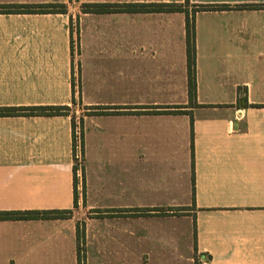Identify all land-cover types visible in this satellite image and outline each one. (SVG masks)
<instances>
[{
    "label": "crops",
    "instance_id": "0c3cea01",
    "mask_svg": "<svg viewBox=\"0 0 264 264\" xmlns=\"http://www.w3.org/2000/svg\"><path fill=\"white\" fill-rule=\"evenodd\" d=\"M184 2L0 0L67 7L0 13V214H62L0 220V264H79V225L82 264H264V0H189L228 7L196 12L193 103L186 15L133 10ZM40 107L71 111L2 113Z\"/></svg>",
    "mask_w": 264,
    "mask_h": 264
},
{
    "label": "trees",
    "instance_id": "16d2710c",
    "mask_svg": "<svg viewBox=\"0 0 264 264\" xmlns=\"http://www.w3.org/2000/svg\"><path fill=\"white\" fill-rule=\"evenodd\" d=\"M87 7L92 9V12L105 11V8H110L112 6H102V5H88ZM191 4L189 0H185L183 4H135L133 5V10L135 13H175L180 12L186 15V53H187V68H188V89H189V100L190 103L195 102L196 99V88H197V45H196V12L202 10L210 9H223L228 8L227 6H192V12L189 11ZM246 8H261L263 5H249ZM0 13L10 14V13H54V14H66L67 7L65 5H50V6H0ZM247 100V99H246ZM3 114H43V115H70L71 109L69 107H40V108H27L18 110H3ZM94 113L87 112L85 115L90 116ZM72 127H73V146H74V172L75 176L77 171L81 168L84 173V167L81 166V162H84V116L76 118L72 116ZM79 131L80 139V154L81 159L78 157V136ZM193 194H195V181L193 179ZM186 209H181L185 211ZM60 213H31L27 216H18L10 214H0V220L8 219H56L61 218ZM78 238V255L79 264L84 262L85 256L82 252L81 241L83 240V232L78 226L77 231Z\"/></svg>",
    "mask_w": 264,
    "mask_h": 264
},
{
    "label": "built area",
    "instance_id": "2783aa9c",
    "mask_svg": "<svg viewBox=\"0 0 264 264\" xmlns=\"http://www.w3.org/2000/svg\"><path fill=\"white\" fill-rule=\"evenodd\" d=\"M77 136H78V140H77V142H78V157L80 159V139H79V131L77 132Z\"/></svg>",
    "mask_w": 264,
    "mask_h": 264
},
{
    "label": "rangeland",
    "instance_id": "374dc122",
    "mask_svg": "<svg viewBox=\"0 0 264 264\" xmlns=\"http://www.w3.org/2000/svg\"><path fill=\"white\" fill-rule=\"evenodd\" d=\"M80 159H81V154H80ZM83 165V163L81 162V166Z\"/></svg>",
    "mask_w": 264,
    "mask_h": 264
}]
</instances>
